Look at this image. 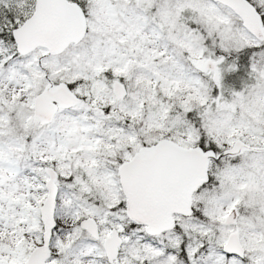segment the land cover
Instances as JSON below:
<instances>
[{
  "label": "snow or ice",
  "instance_id": "1",
  "mask_svg": "<svg viewBox=\"0 0 264 264\" xmlns=\"http://www.w3.org/2000/svg\"><path fill=\"white\" fill-rule=\"evenodd\" d=\"M0 264H264V0H0Z\"/></svg>",
  "mask_w": 264,
  "mask_h": 264
}]
</instances>
